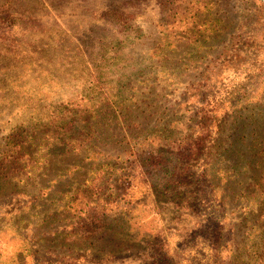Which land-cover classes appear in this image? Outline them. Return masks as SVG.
I'll list each match as a JSON object with an SVG mask.
<instances>
[{
  "label": "rangeland",
  "instance_id": "rangeland-1",
  "mask_svg": "<svg viewBox=\"0 0 264 264\" xmlns=\"http://www.w3.org/2000/svg\"><path fill=\"white\" fill-rule=\"evenodd\" d=\"M178 1L191 35L185 24L172 28L162 0H0V19L30 23L19 54L35 48V66L23 60L13 88H0V163L13 140L30 148L13 170L0 167V264H264L255 231L246 234L261 222L255 200L224 195L229 180L238 191L260 174L244 160L259 152L253 134L264 146V0ZM229 104L246 128L234 136L233 126L219 159L208 147L193 162L199 174L210 168L218 197L203 193L185 211L172 191L153 196L149 158L180 151L169 141L189 127L206 136L192 124ZM94 105L98 115L86 110ZM240 135L249 136L236 143L243 162L227 152ZM100 168L117 174L103 184L112 214L88 237L75 195ZM214 223L233 230L231 258L211 250L201 227Z\"/></svg>",
  "mask_w": 264,
  "mask_h": 264
},
{
  "label": "trees",
  "instance_id": "trees-1",
  "mask_svg": "<svg viewBox=\"0 0 264 264\" xmlns=\"http://www.w3.org/2000/svg\"><path fill=\"white\" fill-rule=\"evenodd\" d=\"M178 2V0H162L164 14L170 21L172 28L185 24L187 34L191 35L189 21L186 22L185 13H182L180 10ZM29 27L30 23L25 20L18 21L16 19H0L1 89H3L1 83L2 81L4 82V80H6L5 85L8 89L13 88L12 77L14 74H18L20 72L23 67V60L28 63L30 68L35 66V48L29 46L25 51H23V53L19 54L16 47L18 44V38L25 36ZM10 72L14 73L12 74ZM240 100L241 99H237L234 103H232V105H236ZM40 101L41 100L37 101L36 99H33L32 96H27L26 102H30L33 106ZM229 109L230 104L227 112L222 111L221 113H217L215 115H213V111L215 110H208L200 117V120H202L200 124H192L196 128H198L199 125H203L200 129L202 130L203 128H206V136L204 132H202L197 137H194V133H190V131L193 130V127H189L186 133L178 134L180 137L172 134L171 141L168 140V136L164 139V141H169L170 144H172L173 147L171 146V148H181V150L169 156L164 154L163 156L154 159L149 158L150 161L148 162V165L144 166L143 173L149 182V187L151 188L150 191L153 196L155 195L160 199H165L170 191H172L175 199L177 200L175 204L177 207H180L185 211H193L196 206L199 205L198 201L203 199L201 196L203 193L210 194V197H215V195L218 197V192L216 190L214 180L212 179L213 175L210 173V168L208 169L206 167L204 171L199 174L195 171L193 162L199 160L202 155V150L208 147H210L209 152L212 162L219 159L221 156L220 150L226 144L224 140L227 138L229 131L233 129V126L237 125L234 129V136L239 135L242 129L246 128V125L243 124V126H241V122L239 121L241 110L239 111L238 109H233L232 112L229 113ZM86 110L89 111L90 115H98V113H100L98 105H94ZM93 118H95V116H93ZM54 121L55 120H52L51 123H54ZM43 126L47 127V123ZM37 127H39V124H36L35 126L30 125L28 128H30L31 134L29 135L34 134L32 131H35ZM64 129L65 125L59 126L58 128L61 132ZM255 129L256 128L253 130L255 131ZM244 137L247 139L249 138L247 135H240V137H236L231 143V148L227 150L228 156L235 159H237L236 157H239L242 162L241 148L236 146V143L240 141V138L243 139ZM253 137L254 142L257 143V145L251 146L250 148H252V153H254V150L259 152L252 154V158L250 160L244 161L248 163L252 170L260 173L259 178H256L255 176V182L250 185L243 184L242 189L238 191L233 188L232 182L229 180L226 182V187L229 193L225 192L224 195H226L227 198L236 197L255 200L258 206V213L261 215V222L259 223L258 229L252 228V230H247L246 234L251 231H255L253 236L256 240L259 239L261 243L259 249L263 247L264 250V149H262L264 146L261 144L258 145L261 139L259 133L253 134ZM24 138L25 137H23L22 141L13 140L11 142L10 148L6 152L7 157L0 163V167L2 169H5L7 166L9 167V170H13L16 166H19V162L21 160L30 157V153L28 152L30 151V148L25 150L28 141ZM210 144L212 145L210 146ZM64 154L61 155L65 156ZM153 157L155 156L153 155ZM255 160H257V167H253ZM247 169L248 167L243 165L240 167V172L243 173V171H247ZM235 171L238 170L235 168ZM95 172H97L98 177L95 181L91 182L92 186H86V188L79 190L75 195V200L78 203L77 211L80 212V215L77 216L79 220L77 228L80 234L88 235V237L100 233L101 230L107 227V220L108 218H111L110 216L112 214V212L108 209L111 199L105 196L104 193H106V191H104L105 187L103 184L107 179L113 180L115 175H117L112 168H103V170L100 168L96 169ZM110 192H112L109 195L110 197L118 195V191L115 193V190H111ZM222 197L224 198V196ZM201 228L205 232L208 231L211 235L213 240L211 250L216 256H221L224 252L227 253V258H231L233 256L235 250H233L232 246L229 248L227 241L229 242L230 240H226L230 237V234L233 235L232 229H227V227L224 229L223 225H219L218 223H214L209 228L203 226ZM247 250L248 246H245L241 253L245 262L251 259V255L246 258Z\"/></svg>",
  "mask_w": 264,
  "mask_h": 264
}]
</instances>
